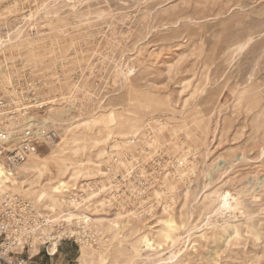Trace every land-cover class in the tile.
<instances>
[{"label":"rangeland","instance_id":"1","mask_svg":"<svg viewBox=\"0 0 264 264\" xmlns=\"http://www.w3.org/2000/svg\"><path fill=\"white\" fill-rule=\"evenodd\" d=\"M8 33L4 81L29 70L51 81L30 121L59 140L35 156L65 146L95 167L59 194L51 157L52 174L14 175L46 191L12 186L45 209L56 239L33 247L31 264H264V0H0ZM105 111L112 135L93 146L104 133L83 120ZM120 116L136 119V134H117ZM97 217L127 225L115 234ZM169 217L177 241L142 259L149 251L132 242L158 239ZM218 223L226 231L213 235Z\"/></svg>","mask_w":264,"mask_h":264},{"label":"built area","instance_id":"2","mask_svg":"<svg viewBox=\"0 0 264 264\" xmlns=\"http://www.w3.org/2000/svg\"><path fill=\"white\" fill-rule=\"evenodd\" d=\"M9 69L7 60L0 58V167L12 178L31 156L55 146L59 133L54 126L29 120L32 110L46 106L42 89L50 86L51 81L33 76L29 70L21 75L17 72L5 82L1 75H9ZM117 160L109 159L107 173L113 171ZM44 212L33 200L13 192L9 181H0V264H31L38 253L30 254L33 247L56 240L48 232L51 222ZM51 252L46 251L48 255Z\"/></svg>","mask_w":264,"mask_h":264},{"label":"bare ground","instance_id":"3","mask_svg":"<svg viewBox=\"0 0 264 264\" xmlns=\"http://www.w3.org/2000/svg\"><path fill=\"white\" fill-rule=\"evenodd\" d=\"M24 15H26V14H24ZM26 16L29 19H31L32 13L30 12ZM22 31H23L22 29H16L14 32L15 36H20ZM12 37H13V35L11 36L8 33L6 40H4L5 38L4 39L0 38V50H2L3 46L5 45V41H6V43L10 42ZM128 97H129V94H128ZM110 113L111 112H107V111L101 112V113H98V115L93 117L91 120H88V121L83 120L84 123H88V122L99 123L100 125H99L98 129L104 133L101 138H94L93 139V141H92V144H94L93 146H97L98 143L101 141H106L112 135V131H111L112 123L110 122L111 121L110 120ZM29 120H34V117L31 116L29 118ZM116 122L117 123L115 124V129L118 130L117 134L120 135L121 137H125L129 134L134 135L137 133V131L140 128V125L138 124L136 119L132 121V123H133L132 126H130L128 118L124 117V116H120L118 121H116ZM171 131H172V133L173 132L175 133L177 131L176 127H173L171 129ZM76 139H78V137H76L75 140ZM147 139L145 137L144 142L148 144L149 140H147ZM118 142L119 141H117L116 144H118ZM122 145H124V147L125 146H127V147H129V146L134 147L135 146V145H132V141L127 142V144L124 142V143H122ZM83 147H84V145L81 147L75 146V147L71 148L69 152L70 153H76L79 149H82ZM67 152L68 151H66L65 146H60L58 149V153H60V154L62 153L61 155L55 154L52 151H51V153H53V154H50L49 156L37 157V156L33 155L27 161H25L22 165H20L18 167L17 174L21 173V174L26 175L29 172H32L33 174H37L36 175L37 177H39L40 175H42L44 173L52 174V172L50 171V169L48 167V163L50 160V159H48V157H51V160L53 161V163L55 165L56 175H55L54 179L52 180L53 182L50 183V191L53 193H57V194L65 192V191H67L66 186L68 184L67 183L68 180H74V179L78 178L79 176H86L90 173L95 172L94 171V168H95L94 162L91 160V157L88 156L85 161H81L78 159L73 160V159H71V157L66 155ZM102 153H103V151L101 149L100 151L97 152V156L101 155ZM66 178H67V180H66ZM0 181H2L4 183L9 181L10 184L13 186V188L17 187V188L21 189V191H23V192H33V193L35 192L34 195L39 199L43 198L44 195L46 194V191L43 189H41L38 193H36V191H35L36 186H34V184L31 182L29 184H27L28 185V187H27V185H25L21 180L16 179L15 176L12 178H9L7 176V174L2 170L1 167H0ZM13 188H12V190H13ZM155 193L157 196H159V194H160L157 191ZM71 202H75V201L72 199ZM89 219H90V221L97 222L99 224H102L103 221H106V224H107L106 227L107 228H109L110 226L115 227L114 228L115 234L118 233L119 229L120 230L125 229L126 225H127V221H125V220L116 221V220H112V219H106L104 217H97L94 219L89 218ZM89 219L85 220L83 218V220H85V222L89 221ZM225 219H227V218H225ZM165 223H166V227H161L159 230L158 239H153L150 234L144 233V234H140V236L137 238V240L132 242L131 245H134L135 246V247L133 246L134 248L141 245L149 251L148 253L145 254V256L142 257V259H148L149 260L154 256L155 257H161L163 254V252H162L163 243H166L167 245L173 246L174 243L177 241V237L174 234V230L176 228V225L173 223L172 218L169 217L167 220H165ZM224 223H226V225H228L229 220H226ZM223 224L218 223L215 225H211L209 227V229L212 231L214 230L213 235H215V234H217V232H219V230L221 228H222V231H226V229L223 228L226 226H223ZM209 229H208V231H210ZM112 235H114V234L112 233ZM119 245H121V243ZM51 250H52L51 253L55 252V245H53V247H51ZM137 255H139V257H141L140 254H137ZM133 257L134 256H132L131 259H133ZM99 264H101V263H99Z\"/></svg>","mask_w":264,"mask_h":264},{"label":"crops","instance_id":"4","mask_svg":"<svg viewBox=\"0 0 264 264\" xmlns=\"http://www.w3.org/2000/svg\"><path fill=\"white\" fill-rule=\"evenodd\" d=\"M35 256H37V254Z\"/></svg>","mask_w":264,"mask_h":264}]
</instances>
